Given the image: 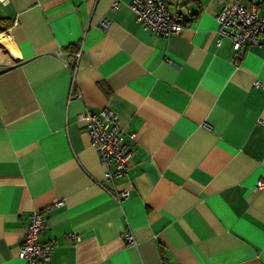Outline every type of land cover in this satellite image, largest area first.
<instances>
[{
  "label": "crops",
  "instance_id": "crops-1",
  "mask_svg": "<svg viewBox=\"0 0 264 264\" xmlns=\"http://www.w3.org/2000/svg\"><path fill=\"white\" fill-rule=\"evenodd\" d=\"M113 1L0 3V264H23L33 210L43 264H264V47L233 61L231 0H170L186 28L169 36ZM105 108L137 136L113 180L78 117Z\"/></svg>",
  "mask_w": 264,
  "mask_h": 264
},
{
  "label": "built area",
  "instance_id": "built-area-1",
  "mask_svg": "<svg viewBox=\"0 0 264 264\" xmlns=\"http://www.w3.org/2000/svg\"><path fill=\"white\" fill-rule=\"evenodd\" d=\"M9 0H0L6 4ZM170 0H131L129 8L135 14V20L145 31H150L158 36L178 34L186 28L184 20L177 14H169L167 5ZM114 11L120 8L118 0H114L111 7ZM190 15V12H188ZM218 22L219 41L227 37L231 41L232 58L235 63L241 59V50L247 46L264 47V12L258 13V3L250 0L245 4L240 0H231L222 6L216 16ZM107 19L100 22V27L105 28ZM80 52L74 54L71 72L74 74ZM258 85V83H256ZM86 119V132L89 135V145L96 151L100 162L105 166L104 178L113 180L123 177L130 165L132 154L136 147V134H126L122 122L117 114L105 108L98 114L82 113L78 116ZM256 189L264 188V182L259 181ZM128 197V191L123 190L114 199L119 203ZM62 205L58 202L56 206ZM28 225L24 232L22 243L19 245L18 257L23 264H43L49 260L50 245L39 243V232L44 227L42 211L33 210L28 216ZM126 244L134 245L135 241L130 230L123 232ZM73 242L80 238L73 233L68 234Z\"/></svg>",
  "mask_w": 264,
  "mask_h": 264
},
{
  "label": "trees",
  "instance_id": "trees-1",
  "mask_svg": "<svg viewBox=\"0 0 264 264\" xmlns=\"http://www.w3.org/2000/svg\"><path fill=\"white\" fill-rule=\"evenodd\" d=\"M68 49H69V50H70V49L72 50V49H73V47H68ZM69 52H70V51H69Z\"/></svg>",
  "mask_w": 264,
  "mask_h": 264
}]
</instances>
